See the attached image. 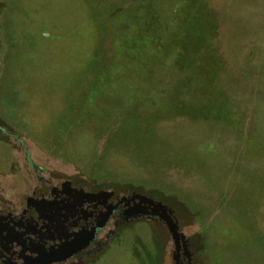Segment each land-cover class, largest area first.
<instances>
[{
    "label": "flooded vegetation",
    "instance_id": "af4514ba",
    "mask_svg": "<svg viewBox=\"0 0 264 264\" xmlns=\"http://www.w3.org/2000/svg\"><path fill=\"white\" fill-rule=\"evenodd\" d=\"M33 2L0 0V89L23 85L26 58L44 56L33 30L44 20ZM71 2L96 30L93 3ZM189 3H172L180 4L176 13L185 21L193 18L184 17ZM198 4L207 10L198 14L201 25H217L205 32L216 35L210 41L220 51L224 25L237 33L227 36V48L240 51L245 41H263L256 52L260 61L251 66L264 76V19L253 11L242 14L244 6L236 2ZM103 32H94V39L105 56L112 35ZM100 54L95 74L104 67ZM162 89L153 87L111 121L89 168H65L58 160L86 122L64 117L58 134L49 137L35 119H9L0 103V142L10 153L7 166H0V264H264V190L258 193L260 185L249 174L256 164H248L241 140L250 121L238 116L229 125H212L193 119L173 107L169 90ZM196 128L204 136L188 148V132ZM161 206L178 223L179 242Z\"/></svg>",
    "mask_w": 264,
    "mask_h": 264
},
{
    "label": "rangeland",
    "instance_id": "374dc122",
    "mask_svg": "<svg viewBox=\"0 0 264 264\" xmlns=\"http://www.w3.org/2000/svg\"><path fill=\"white\" fill-rule=\"evenodd\" d=\"M88 1L96 7L98 30L89 28L83 12H76L71 0H34V8L44 20L33 28L43 43L44 56L34 52L29 60L26 58L24 72L19 75L23 85L0 89L6 116L11 120L26 118V122L35 119L49 137L58 134L64 117L73 115L86 122L73 137L72 145L66 143L63 152L59 151L58 160L65 168H89L94 151L99 153L107 140L111 121L149 95L153 87L168 89L173 107L193 119L212 125H229L238 116L250 121V130L241 140L248 164H256L249 174L260 185L257 190L262 194L264 76L258 75L251 64L259 63L261 56L256 52L263 41L251 39L240 51H220L210 41L216 35L210 37L205 32L217 25H201L198 14L207 10L199 4L191 15L184 16L193 18L185 21L176 13L180 4H172L176 0H118L116 4H106L109 0ZM261 2L264 4V0ZM101 6L103 11H98ZM252 11L259 21L264 19V10L241 8L247 16ZM104 30L112 35L106 41L105 56L94 39V32L102 34ZM100 52L104 67L95 74ZM91 81L97 85L92 86ZM200 131L196 128L188 132V148L204 136ZM9 158L10 153L0 142V166L6 167ZM122 165L129 166L128 160ZM198 190L203 192L202 188Z\"/></svg>",
    "mask_w": 264,
    "mask_h": 264
},
{
    "label": "water",
    "instance_id": "95a60500",
    "mask_svg": "<svg viewBox=\"0 0 264 264\" xmlns=\"http://www.w3.org/2000/svg\"><path fill=\"white\" fill-rule=\"evenodd\" d=\"M200 0H190V3L187 5V17L188 15H191V13L194 11V9L197 7L198 3ZM226 1H231V2H236V3H240V4H234L235 7L238 6H244L245 8H250V9H259L257 8V6L255 5L257 1L259 0H226ZM261 11V9H259ZM258 15V14H257ZM260 15H262V12H260ZM235 26L233 25H224L223 31L225 34V37L222 38V44L224 48H227L229 39H227L228 35H235V37L237 36L236 32H235ZM244 45H242L243 47ZM161 209L163 210V213H161V216L168 222L169 227L171 232L174 235V238L176 239L177 242H179L181 235L179 233V226L178 223L173 219V217L168 213V211L166 209H164V207L161 206Z\"/></svg>",
    "mask_w": 264,
    "mask_h": 264
},
{
    "label": "crops",
    "instance_id": "0c3cea01",
    "mask_svg": "<svg viewBox=\"0 0 264 264\" xmlns=\"http://www.w3.org/2000/svg\"><path fill=\"white\" fill-rule=\"evenodd\" d=\"M70 3V2H69ZM63 11H64V9H63Z\"/></svg>",
    "mask_w": 264,
    "mask_h": 264
},
{
    "label": "trees",
    "instance_id": "16d2710c",
    "mask_svg": "<svg viewBox=\"0 0 264 264\" xmlns=\"http://www.w3.org/2000/svg\"><path fill=\"white\" fill-rule=\"evenodd\" d=\"M98 72V71H97ZM99 73V72H98Z\"/></svg>",
    "mask_w": 264,
    "mask_h": 264
}]
</instances>
